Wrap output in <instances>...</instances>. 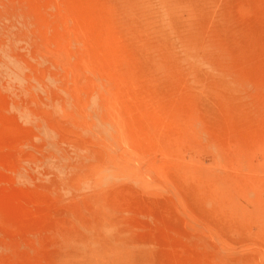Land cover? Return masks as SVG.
<instances>
[{
	"label": "rangeland",
	"instance_id": "rangeland-1",
	"mask_svg": "<svg viewBox=\"0 0 264 264\" xmlns=\"http://www.w3.org/2000/svg\"><path fill=\"white\" fill-rule=\"evenodd\" d=\"M0 264H264V0H0Z\"/></svg>",
	"mask_w": 264,
	"mask_h": 264
}]
</instances>
